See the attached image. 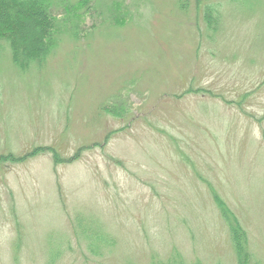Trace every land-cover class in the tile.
I'll use <instances>...</instances> for the list:
<instances>
[{"label":"rangeland","instance_id":"rangeland-1","mask_svg":"<svg viewBox=\"0 0 264 264\" xmlns=\"http://www.w3.org/2000/svg\"><path fill=\"white\" fill-rule=\"evenodd\" d=\"M78 10L27 71L1 42L0 264H238L219 201L264 264V0Z\"/></svg>","mask_w":264,"mask_h":264},{"label":"trees","instance_id":"trees-1","mask_svg":"<svg viewBox=\"0 0 264 264\" xmlns=\"http://www.w3.org/2000/svg\"><path fill=\"white\" fill-rule=\"evenodd\" d=\"M69 0H0V49L1 42L6 41L10 45L14 65L21 71H27L36 63L40 65L59 46L65 32H70L73 39L86 37L87 31H79L81 15L78 9L91 8V0H80L76 4H69ZM120 4V3H119ZM68 5V6H66ZM59 6L65 10L68 7L67 17L60 16ZM65 7V8H64ZM77 10V11H76ZM113 25H124L127 16L123 12V5L119 9L118 4L110 8ZM213 7L207 10V20H211ZM124 15V16H123ZM65 18V19H64ZM80 32V33H79ZM79 33V34H78ZM1 53V50H0ZM37 149L36 152L37 153ZM55 153L53 157L60 159ZM4 157L0 158V162ZM7 158V157H6ZM10 158V157H9ZM219 206L224 211V218L230 229L231 240L235 250L238 264H253V253L250 250L248 234L238 222L237 217L229 210L227 205L219 201ZM180 253L176 252L166 260L153 258L147 264H186L182 261ZM195 264H202L197 262Z\"/></svg>","mask_w":264,"mask_h":264}]
</instances>
